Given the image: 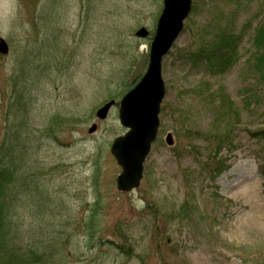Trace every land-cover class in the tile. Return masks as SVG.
<instances>
[{
  "label": "rangeland",
  "instance_id": "rangeland-1",
  "mask_svg": "<svg viewBox=\"0 0 264 264\" xmlns=\"http://www.w3.org/2000/svg\"><path fill=\"white\" fill-rule=\"evenodd\" d=\"M192 2L162 58L157 138L140 184L122 192L109 150L125 132L118 102L145 71L128 83L162 0H0V37L9 47L0 53V146L16 119L14 93L24 89L23 170L37 178L20 188L10 227L47 264H264V144L250 133L264 126V89L247 69L264 0ZM226 21L243 38L225 74L179 60ZM140 26L147 37L135 36ZM249 85L254 97L245 96ZM217 89L234 102L228 129L211 123ZM110 99L106 119L96 118ZM92 123L97 130L88 133ZM222 131L229 144L217 143ZM217 162L227 167L213 175ZM184 202L186 215H179Z\"/></svg>",
  "mask_w": 264,
  "mask_h": 264
},
{
  "label": "trees",
  "instance_id": "trees-1",
  "mask_svg": "<svg viewBox=\"0 0 264 264\" xmlns=\"http://www.w3.org/2000/svg\"><path fill=\"white\" fill-rule=\"evenodd\" d=\"M229 1V0H226ZM236 3L241 0H231ZM194 10L192 2V10ZM191 14V13H190ZM222 17L218 19V24ZM229 21H226L224 27L215 28L210 37H203L199 42H194L193 48L189 51H184L179 60L189 62L192 66H200L203 70L216 76L223 75L232 66L237 63L239 55V43L243 38L242 31L234 32L231 26H228ZM211 26L208 25L206 30ZM193 45V44H192ZM252 45L255 51L251 53L248 59V74L258 79L259 85L264 89V22L260 21L254 29L252 37ZM255 86L249 85L243 88L247 95L252 94L254 97L256 92ZM260 87V88H261ZM25 90L18 89L15 91L13 102L15 104L14 111L16 112V119L13 120V124H8L5 128V137L3 143L0 146V264H47L44 260L42 253L36 254L35 251H27L18 244V233L16 229L10 227L12 223L9 213L17 200V195L22 185H30L37 178L30 177L28 173L25 174L23 170V164L27 159L26 153V136L24 114H26L27 101L23 99ZM217 105L213 107L212 124L222 125L225 124L224 129H228L229 115L232 113L234 102L226 96L222 89H217ZM245 105L249 106L247 99ZM226 119V120H223ZM237 121V119H236ZM216 125V127H218ZM251 136L257 141H261L264 144V126L251 130ZM218 140L223 143L226 140L229 144L230 137L226 139L224 131L219 133ZM215 152H218L215 150ZM262 164H260V173L264 175V155L262 157ZM25 165V164H24ZM227 166L220 165L217 162L211 168V174L217 175L221 170H224ZM37 185V184H36ZM39 186V185H37ZM186 202L179 208V215H186L184 212ZM34 253L37 257L30 255Z\"/></svg>",
  "mask_w": 264,
  "mask_h": 264
},
{
  "label": "water",
  "instance_id": "water-1",
  "mask_svg": "<svg viewBox=\"0 0 264 264\" xmlns=\"http://www.w3.org/2000/svg\"><path fill=\"white\" fill-rule=\"evenodd\" d=\"M192 0H162V9L155 25L154 34L148 48L141 47V55L130 71L128 83H133L145 71L140 79L126 91L118 102L119 124L125 128L122 135L113 138L109 150L120 167L116 177V187L119 191H130L140 184L143 174V164L151 150V145L157 138L159 129V112L165 96V83L162 76V58L167 55L176 38L182 33L184 21L192 9ZM137 38H145L149 31L140 26L135 31ZM6 41L0 37V53L6 54ZM114 99L103 103L95 112L98 119H106ZM92 123L88 133L97 129ZM165 142L172 144V136L167 133Z\"/></svg>",
  "mask_w": 264,
  "mask_h": 264
}]
</instances>
